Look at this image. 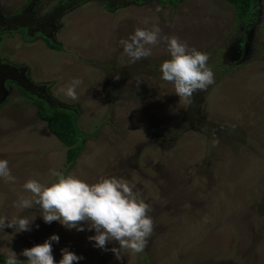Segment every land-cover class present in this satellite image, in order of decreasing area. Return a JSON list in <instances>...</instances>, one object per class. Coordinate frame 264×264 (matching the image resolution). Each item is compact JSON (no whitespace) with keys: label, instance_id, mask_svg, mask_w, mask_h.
I'll use <instances>...</instances> for the list:
<instances>
[{"label":"rangeland","instance_id":"obj_1","mask_svg":"<svg viewBox=\"0 0 264 264\" xmlns=\"http://www.w3.org/2000/svg\"><path fill=\"white\" fill-rule=\"evenodd\" d=\"M177 1L0 0V160L16 178L0 179V216H35L31 231H0L1 256L26 264L23 250L57 235L56 264L65 248L78 264H264V0L250 27L225 0ZM153 26L209 57L215 82L191 104L161 79L165 43L134 64L123 54L122 39ZM73 79L83 82L76 101L59 92ZM31 97L77 113L86 139L73 167ZM53 170L135 185L154 224L144 251L117 260L118 243L96 248L94 231L13 207L31 196L29 179L57 182Z\"/></svg>","mask_w":264,"mask_h":264},{"label":"clouds","instance_id":"obj_2","mask_svg":"<svg viewBox=\"0 0 264 264\" xmlns=\"http://www.w3.org/2000/svg\"><path fill=\"white\" fill-rule=\"evenodd\" d=\"M162 42L166 44L171 58L160 65L161 79L173 84L175 94L180 100L191 104L194 94L206 90L215 82L206 53L189 48L186 42L176 36L162 35L157 26L151 29L137 28L128 38L122 39L120 45L128 62L134 64L152 56V49ZM82 83L80 79H73L61 87L59 92L76 101L77 88ZM51 175L58 180L50 186L35 179L26 181L23 189L31 196L20 197L13 202V207L21 211L38 209L46 224L56 221L65 228L78 232L94 231L95 235L89 236L88 240L94 241L96 248L107 251L108 243H118V248L111 249L117 260L122 259L124 251L134 254L144 251L154 224L149 215L150 205L134 190L135 185L124 178L116 177L101 178L98 182L89 184L55 170L51 171ZM0 179L11 183L16 181L7 160H0ZM34 219L35 216L12 219L0 216V231L5 228L13 229V235L31 231ZM53 242L59 243V236L52 235L43 244L25 249L20 255L27 258L26 264H56ZM61 255L59 264H78L83 259L67 248L61 249ZM6 264L25 262L19 260L17 254L10 250Z\"/></svg>","mask_w":264,"mask_h":264},{"label":"trees","instance_id":"obj_3","mask_svg":"<svg viewBox=\"0 0 264 264\" xmlns=\"http://www.w3.org/2000/svg\"><path fill=\"white\" fill-rule=\"evenodd\" d=\"M162 4L176 6L177 0H159ZM236 11L237 21L242 27H250L257 19V0H225ZM67 0H61L59 6L64 5ZM25 37L26 31L21 30ZM45 39V38H44ZM47 46L52 50L60 51L61 47L50 40L45 39ZM29 96L27 93H25ZM33 98L38 110V118L45 122L52 135L60 141L67 149L66 167H73L84 149L85 135L79 130L77 124V113L66 108H51L46 101L40 98ZM0 264H6V258L0 255Z\"/></svg>","mask_w":264,"mask_h":264}]
</instances>
